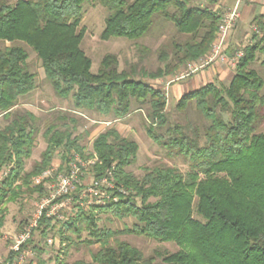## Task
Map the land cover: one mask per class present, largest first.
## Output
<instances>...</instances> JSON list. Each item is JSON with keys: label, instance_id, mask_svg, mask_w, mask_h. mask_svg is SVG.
<instances>
[{"label": "trees", "instance_id": "16d2710c", "mask_svg": "<svg viewBox=\"0 0 264 264\" xmlns=\"http://www.w3.org/2000/svg\"><path fill=\"white\" fill-rule=\"evenodd\" d=\"M89 1L8 4L0 0V43L10 44L0 49V173L8 170L0 183V230L8 203L24 192L45 193L42 186L31 187V181L51 166L56 151L61 150L59 171L74 155L95 159L93 176L111 172L112 195L118 197L116 203L104 207L80 209L62 224L60 244H72V237L65 233L80 241L82 232H87L90 239L83 242L100 247L89 263L71 264H154L157 259L162 264H264V132L257 131L264 107V79L251 66L257 53L264 54V23L255 21L258 31L251 40L259 39L242 48L227 85L207 83L178 100V112L193 108L198 115L196 121L179 123L171 121L165 111L164 92L146 81L172 72L164 50L159 57L163 69L148 72L131 66L119 71L117 57L109 54L102 58L98 72H91V60L80 47L83 30H78ZM98 2L107 11L102 41L125 38L135 42L149 32L156 17L171 23L186 37L184 42L172 43L174 68L209 53L221 20L217 11L193 0ZM19 43L34 51L54 94L71 99L72 112L118 121L134 109L147 107L143 122L147 137L168 158L188 161L189 170L181 173L174 167L157 166L145 168L140 177L133 175L127 169L136 161L138 144L113 127L93 139L87 156L80 136H74L75 126L70 127L65 116L48 121L42 131L38 116L17 109L19 99L35 88V75L27 69L28 53ZM39 133L46 148L30 171H25ZM98 214L131 219L132 224L121 231L100 229ZM53 229L54 221L42 218L34 232L45 238ZM119 235L173 243L178 251L145 256L117 241Z\"/></svg>", "mask_w": 264, "mask_h": 264}, {"label": "rangeland", "instance_id": "374dc122", "mask_svg": "<svg viewBox=\"0 0 264 264\" xmlns=\"http://www.w3.org/2000/svg\"><path fill=\"white\" fill-rule=\"evenodd\" d=\"M3 1L8 4H13L17 0ZM200 1L202 2V0H193V3L200 5ZM83 8L84 15L78 28V30H83V39L80 47L84 54L91 60V72L93 74H96L100 69L102 58L109 54L117 57L119 71L126 70L131 66H136L137 70L140 67H143L145 71L148 72H153L157 68L163 69L164 64L160 62L159 57L163 50L166 52L170 58L168 62L171 66L169 69L172 70V72L161 79L146 81L159 87L164 92L166 96L165 111L169 119L173 122L184 123L186 120L196 121L198 119V115L193 108L188 110L186 113H181L176 110V104L182 96L178 99L174 97L172 98L171 95L173 94L171 93L177 87H184L183 81L190 79L194 75L201 73V71H206L215 65H225L224 68L226 71L224 72V75L222 78H219L217 75L211 76L205 81L203 80V85L210 82H213L217 86L227 85L233 76L231 74L234 73L235 66L232 67L229 64H219L215 62L209 64L194 75L183 77L182 75H185L188 70L187 66L195 61L188 62L185 66L174 68L176 66V58L173 54L174 51L172 43L184 42L186 37L179 35L171 23L166 22L160 17H156L154 25L149 32L143 38L135 42L129 41L125 38H110L106 41H102L100 39V34L104 29V20L107 16V11L99 4L98 0H90L88 3L84 4ZM227 12L228 10L223 11L220 14L221 18ZM258 14L259 12L257 11L256 15ZM237 22L238 19L235 21V24L230 32L233 31ZM257 31V27L249 26L247 34L248 37L246 39L247 42L244 37H241V40L243 41H237V46L235 43L236 36L232 34V38V36L228 35L225 41V52L227 43H231L228 47V52H226L227 55L229 54L228 57L233 56L237 51H242V48L248 44L257 41L259 38L254 41L251 40L253 34L257 33ZM260 36L261 33L259 34V37ZM216 40L217 33L213 43H215ZM9 45V43H0V49ZM17 45L21 46L28 53L27 69L30 73L35 75L34 90L19 99L17 109H26L38 116L41 120L42 131L48 121H51L53 118H57L59 116H65L67 118L66 123L70 127L75 126L76 130L74 136H80L79 143L82 147H84V156H87L92 151L91 145L93 139L106 129L113 127L121 136L133 140L138 144L136 161L127 169L133 175L140 177L142 176L145 168H153L157 166L174 167L181 173H185L189 170L188 161H184L181 157L168 158L166 156V152L147 137L143 128V122L147 116V107H144L142 110L134 109L128 116L118 121H113L110 117H100L94 113H74L72 112V102L70 98L62 100L54 94L49 81L45 77L41 63L36 57L34 51L22 43ZM141 48H146L148 51H141ZM235 48L240 50L233 52ZM203 58L204 57H201L199 59ZM256 59L257 60L251 66L257 70L264 79V54L257 53ZM198 63H201V60H199ZM181 76L183 78H180ZM203 85H200V87ZM191 91H194L191 87L183 89L184 94ZM262 94L264 95V88L262 90ZM261 114L262 121L257 127L258 132H264V107L261 109ZM72 119L76 121L74 125L70 121ZM45 148L46 143L39 133L36 138L32 155L30 159L26 161L25 171H30L33 164L40 159V155ZM61 155V150L56 151L50 166L57 172H62L58 170L62 163ZM92 160L93 159L86 160L81 158V161L86 164L88 161ZM67 168L68 166L65 167L64 165L63 172H65ZM92 181L93 174L91 172V165H89L87 169L84 170L83 174L80 175V182H82V186L79 189L86 190ZM31 187L38 186H33L31 181ZM43 195H45V193ZM43 195L38 196L37 193L30 195L29 193L24 192L19 195L16 201L10 202L5 206V220L3 227L0 230V262L4 261L8 256V249L12 238L17 235L23 229L24 225L31 219L34 211V204ZM88 199L91 198L88 197ZM92 200L95 201V199ZM77 205L78 200L74 202L72 201L66 207L62 208L59 213L64 215L67 219H70L74 217L78 210H87V207L84 206L85 208H83L82 206ZM96 216L98 217L97 224L100 229L121 231L125 227H130L132 224L131 219L119 220L108 214H98ZM194 218L198 217L194 215ZM62 224L63 222L54 221L53 231L45 238H42L38 233L34 232L32 243L28 244V258L32 259L36 264L38 261H43L46 264H59L58 262L60 261L71 264L80 260L89 263L91 261V254L99 250V245L94 244L89 246L83 242L90 239L87 232H82L80 241L76 240L70 232L65 233L66 236L72 237V244H65L66 246H64V244H60L58 231L62 229ZM48 240H51L50 244L48 243ZM116 240L126 242L130 246L140 250L145 256L153 255L155 252L171 254L178 251V247L173 243L158 242L134 235H119L116 237ZM34 247H36V249H34ZM154 264H162V262L160 259H157Z\"/></svg>", "mask_w": 264, "mask_h": 264}, {"label": "built area", "instance_id": "2783aa9c", "mask_svg": "<svg viewBox=\"0 0 264 264\" xmlns=\"http://www.w3.org/2000/svg\"><path fill=\"white\" fill-rule=\"evenodd\" d=\"M238 17V11L235 7L221 18L217 31V40L211 45L209 53L203 59H199L201 63H198L199 60H197L189 64L185 75H182L183 77L194 75L209 64L215 62L229 64L232 67L236 66L243 52L237 51L233 56L228 57L225 52V41ZM182 76L180 78H183ZM94 162L95 159L88 161L86 164L81 161L78 155H74L65 172H57L49 167L32 179V185L42 186L45 190V195L39 198L34 204L31 219L12 238L8 249L9 254L0 264H36L32 259L28 258L29 251L27 243L32 239L40 220L42 218L52 219L63 223L68 221L69 219L59 213V211L72 201L78 200V205L83 208L87 207V209L92 206L104 207L110 202L116 203L118 201V197L112 195L114 185L112 183L111 172H107L98 178L93 176V181L90 182L86 190L79 189L82 186L80 175ZM7 173V169L0 173V183L6 177ZM120 192L124 193L123 191ZM88 197L91 199H88ZM92 199H95V201ZM48 243L50 244L51 240H48Z\"/></svg>", "mask_w": 264, "mask_h": 264}, {"label": "crops", "instance_id": "0c3cea01", "mask_svg": "<svg viewBox=\"0 0 264 264\" xmlns=\"http://www.w3.org/2000/svg\"><path fill=\"white\" fill-rule=\"evenodd\" d=\"M200 6L209 7L213 11H217L219 14H221L223 11H226V10L231 11L233 8L236 7L238 11V15H239L238 22L236 26L234 27L233 31L230 32L229 34L230 36H232V38H233V35L236 36L235 37L236 46H237V41L238 42L243 41L241 40V37H244L245 41L247 42L246 39L248 37L247 35L248 27L249 26L256 27V25L254 24L256 20L261 19L262 22L264 23V0H202V2L200 1ZM257 11L259 12L258 15H256ZM230 44L231 43H227L226 52H228V47ZM237 50H240V49L235 48L233 52ZM224 66L225 65L212 66L206 71H201V73H198L194 75L193 77H191L190 79L183 81L184 87H177L176 89H174V91L171 93L173 94L171 95L172 98L174 97L178 99L180 96H183L184 95L183 89H187L189 87L193 88L194 90L198 89L200 85H203L202 84L203 80L205 81L207 78H210L211 76L217 75L219 76V78H222V76L224 75V72L226 71ZM210 83H213V82H210Z\"/></svg>", "mask_w": 264, "mask_h": 264}]
</instances>
